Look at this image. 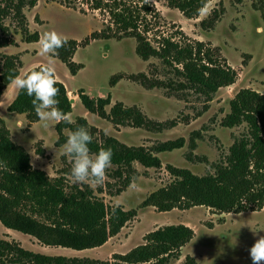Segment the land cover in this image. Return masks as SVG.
<instances>
[{
  "label": "trees",
  "instance_id": "1",
  "mask_svg": "<svg viewBox=\"0 0 264 264\" xmlns=\"http://www.w3.org/2000/svg\"><path fill=\"white\" fill-rule=\"evenodd\" d=\"M68 9L99 12L108 17L106 29L93 33L85 41L48 38L42 41V48L58 59L75 76L82 69L73 62L74 54L90 40L104 36L105 40L134 39L135 52L147 62L157 59L164 68H169L174 79L160 80L140 73L129 80L146 90L163 89L173 93L192 91L211 101L219 89L230 87L237 78L236 71L220 58L219 51L203 42L174 35H157L155 26L159 15L146 0H46ZM167 7L178 10L186 19H196L210 0H165ZM38 0H0V49L15 47L16 42L8 34L4 20H13L25 44L38 43L37 32L28 29L25 9H32ZM82 6V7H81ZM218 20L213 11L208 20L201 22L202 29H210ZM152 35V36H151ZM183 37V34H179ZM152 37V38H149ZM0 59V98L19 76L21 60L16 55L2 54ZM39 79V68L30 70L8 105V114L24 115L30 123L38 122L40 111L48 110L57 119L55 132L56 146L68 141L64 131L71 134V156L85 152L100 157L106 165L117 169L115 175L126 174L124 187L131 184L138 163L146 169L160 168L156 157L159 153L181 149L184 140L169 141L151 150L120 144L113 138H94L95 128L88 125L83 117L71 123L66 118L72 111L69 91L52 78ZM178 81H177V80ZM115 78L111 85L116 84ZM86 112L101 119L109 120L115 126H130L147 131L160 132L166 124L149 120L135 107L115 103L110 105L106 98H91L84 91L77 94ZM172 125V124H171ZM245 126V133L234 138L228 154L214 166V173L202 177L187 170L168 166L173 182L149 195L141 207H154L158 212L172 210L186 211L193 207H206L222 214L258 212L264 207V95L252 90H240L229 103V113L221 122L226 129ZM195 146H192L194 149ZM36 155L43 156L42 149ZM188 161L191 158L187 157ZM123 190L116 191V195ZM135 210L108 208L94 196L89 188H72L66 192L61 178H50L44 171L35 169L30 163L26 150L13 143L9 131L0 119V224L12 231L35 238L46 248H62L84 251L102 247L116 236L124 225L135 218ZM36 217L41 218L39 221ZM193 231L185 225H171L156 229L143 237L144 244L124 255H112L117 264H169L178 261L181 249L193 238ZM0 264H112L90 258H68L47 256L27 251L15 241L0 238ZM184 264H197L185 257Z\"/></svg>",
  "mask_w": 264,
  "mask_h": 264
},
{
  "label": "rangeland",
  "instance_id": "2",
  "mask_svg": "<svg viewBox=\"0 0 264 264\" xmlns=\"http://www.w3.org/2000/svg\"><path fill=\"white\" fill-rule=\"evenodd\" d=\"M146 2L159 15L157 20H152L157 24V35H174L180 41L182 38L196 40L217 49L220 58L236 71L235 83L219 89L207 103L205 97L192 91L146 90L130 81V76L145 73L149 78L174 79L172 70L164 68L157 59L142 61L135 52L134 39H102L105 35L77 49L73 62L80 64L82 69L72 76L58 59L43 50L42 41L58 38L80 43L93 33L107 34L108 17L86 10V5L83 6L85 13H81L38 0L34 8L23 11L28 29L39 35V42L31 44L23 43L17 34L16 23L10 18L5 19L3 24L17 44L0 49V56H19L22 66L10 92L2 98L6 89L0 98V119L8 129L11 141L26 150L33 168L44 171L52 179L61 178L66 192L75 187L89 188L108 208L135 210L137 216L110 238L100 251L46 248L35 238L7 232L3 226H0V238L15 241L33 253L117 264L119 261L114 263L112 255H124L143 245L146 234L165 226L185 225L193 231V238L181 249L179 260L169 264H184L187 256L197 264H264V207L258 212L240 214H222L206 207L166 213L158 212L154 207H141L149 195L173 182L168 166L187 170L198 177L213 174L214 166L228 154L234 138L245 133L244 125L226 129L221 122L229 113L230 101L240 90L264 95V0H210L196 19H186L178 10L168 8L165 0ZM213 11L218 14V20L212 28L202 29L201 22L210 19ZM35 68L41 70L40 78L44 80L50 78L46 68L50 70L52 78L69 91V100L76 98L81 90L91 98L109 96L107 113L115 103H121L125 107L137 108L153 122L166 124L160 132L115 126L109 120L86 112L76 99L66 118L71 123L79 117L85 118L88 125L96 129V140L100 141L101 136L110 137L127 147L151 150L169 141L183 139L184 146L157 154L160 168L146 169L134 163L132 167L136 173L131 184L124 187L126 174L117 177V168L104 164L99 156L85 152L72 157L68 131L63 132L68 141L56 146L55 125L58 119L48 110H41L40 119L35 123L28 122L25 116L8 114L14 87L24 82L27 73ZM113 78L117 82L114 86L111 85ZM38 149H42L43 156L36 155ZM120 189L123 191L116 195Z\"/></svg>",
  "mask_w": 264,
  "mask_h": 264
},
{
  "label": "crops",
  "instance_id": "3",
  "mask_svg": "<svg viewBox=\"0 0 264 264\" xmlns=\"http://www.w3.org/2000/svg\"><path fill=\"white\" fill-rule=\"evenodd\" d=\"M18 79V78H17ZM17 79L12 83V84H10L9 86H8V88H7V90H6V92L4 93V95L2 96V98L4 97V96H6L9 92H10V89L13 87V85H14V83L17 81ZM39 79H41V78H39ZM22 83L23 82H21L20 84H18V85H16L15 87H14V91H13V96H12V99H11V101L9 102V103H11L12 101H13V99L15 98V96H16V93H17V90L19 89V87L22 85ZM68 91V90H67ZM76 98L75 99H78V96H75ZM1 100V99H0ZM79 100V99H78ZM0 103H1V101H0ZM8 103V104H9ZM7 104V105H8ZM86 111V110H85ZM13 115V114H12ZM15 115V114H14ZM17 116H24V115H17ZM67 117H68V115H67ZM40 170V169H39ZM0 226H2L1 224H0ZM4 230H6L7 232L9 231V232H13V233H16L17 234V232L16 231H12V230H8V229H6V228H4V227H2ZM21 234V233H20ZM23 235V234H22ZM107 245V243L105 244V245H103L102 247H99V248H95V249H90L91 251H100L101 249H103L105 246Z\"/></svg>",
  "mask_w": 264,
  "mask_h": 264
},
{
  "label": "bare ground",
  "instance_id": "4",
  "mask_svg": "<svg viewBox=\"0 0 264 264\" xmlns=\"http://www.w3.org/2000/svg\"><path fill=\"white\" fill-rule=\"evenodd\" d=\"M69 94H70V93H69ZM70 101L74 103V102H76L77 100H76L75 98L72 97V98H70Z\"/></svg>",
  "mask_w": 264,
  "mask_h": 264
}]
</instances>
